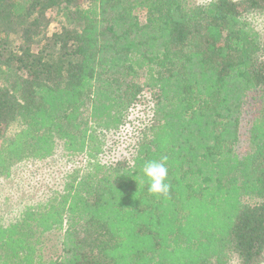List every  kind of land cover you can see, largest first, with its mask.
<instances>
[{
    "label": "trees",
    "instance_id": "trees-1",
    "mask_svg": "<svg viewBox=\"0 0 264 264\" xmlns=\"http://www.w3.org/2000/svg\"><path fill=\"white\" fill-rule=\"evenodd\" d=\"M260 15L264 0H0V171L46 165L58 140L69 162L0 225V264H264ZM249 92L260 108L240 154ZM164 156L166 198L141 171Z\"/></svg>",
    "mask_w": 264,
    "mask_h": 264
},
{
    "label": "rangeland",
    "instance_id": "rangeland-1",
    "mask_svg": "<svg viewBox=\"0 0 264 264\" xmlns=\"http://www.w3.org/2000/svg\"><path fill=\"white\" fill-rule=\"evenodd\" d=\"M207 1L210 0H187L190 6ZM64 12H66V9L59 7L50 13L51 23L47 28L49 35L51 32L59 30L62 24L67 22ZM136 14L140 21L144 20L143 10H136ZM253 21L264 30L263 15L256 17ZM10 37L16 40L18 35L12 34ZM18 43L19 41L17 40L15 44ZM11 46L12 44L9 47ZM5 77V75L0 74V79H5ZM0 83L2 82L0 81ZM140 108L141 106L139 105L138 109L140 110ZM259 108L260 104L259 101H257L256 94L249 92L247 100L242 105L239 142L234 147L240 154L245 153L250 146L248 141L249 128L252 119L259 113ZM138 109L133 115L128 117L126 128H129V130L133 128L132 125L135 120L132 119L136 116ZM86 116H88V111L84 113V119ZM16 128L17 126L7 129L4 138H11ZM57 142L59 143L55 153L50 159H46V165L39 164L38 161L41 160H38L35 165V163H33L34 161L26 156L22 157L20 160L12 158L4 168H1L0 225L4 223L7 224L18 218L23 206L27 204V199H31L32 197L39 198L40 194L46 191L45 182H49L47 183V187L51 188L50 183L57 182L63 173L66 172L69 162L61 147L62 141L58 140ZM253 201H255V199H253L252 202ZM62 230L63 229H57L55 232L41 235L43 259L54 258L56 254L60 252L61 245H59V240ZM226 264H236L235 255H233L230 262Z\"/></svg>",
    "mask_w": 264,
    "mask_h": 264
},
{
    "label": "clouds",
    "instance_id": "clouds-1",
    "mask_svg": "<svg viewBox=\"0 0 264 264\" xmlns=\"http://www.w3.org/2000/svg\"><path fill=\"white\" fill-rule=\"evenodd\" d=\"M167 159L164 156L160 160H147L141 169L143 177L148 181V191L165 198L168 196L171 188V185L167 182Z\"/></svg>",
    "mask_w": 264,
    "mask_h": 264
}]
</instances>
